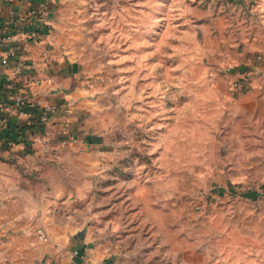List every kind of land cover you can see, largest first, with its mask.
<instances>
[{
  "label": "rangeland",
  "instance_id": "obj_1",
  "mask_svg": "<svg viewBox=\"0 0 264 264\" xmlns=\"http://www.w3.org/2000/svg\"><path fill=\"white\" fill-rule=\"evenodd\" d=\"M118 2L111 12L105 0L89 60L106 121L94 128L118 138L104 181L132 193L182 264H264V103L252 93L264 77L231 66L220 42L224 26L255 32L257 14L222 0Z\"/></svg>",
  "mask_w": 264,
  "mask_h": 264
},
{
  "label": "crops",
  "instance_id": "obj_2",
  "mask_svg": "<svg viewBox=\"0 0 264 264\" xmlns=\"http://www.w3.org/2000/svg\"><path fill=\"white\" fill-rule=\"evenodd\" d=\"M111 2V12L117 11L118 0ZM105 4L0 0L1 30L10 38L0 48V59L8 60L0 65V264H182L135 213L132 193L104 181L118 138L94 128L106 121L99 72L89 60ZM222 7L257 14L255 32L238 25L235 37L224 26L220 42L231 66L245 72L251 66L264 77V0H222ZM109 18L116 26V16ZM252 86L263 104L264 80L254 78ZM19 97L21 111L14 106ZM46 105L59 110L41 125ZM67 130L71 142L61 147Z\"/></svg>",
  "mask_w": 264,
  "mask_h": 264
},
{
  "label": "built area",
  "instance_id": "obj_3",
  "mask_svg": "<svg viewBox=\"0 0 264 264\" xmlns=\"http://www.w3.org/2000/svg\"><path fill=\"white\" fill-rule=\"evenodd\" d=\"M38 13L40 14H45L43 10L39 11ZM1 25H0V48H4L9 42L10 38L9 36L5 35V32L1 30ZM32 31H35L32 29ZM0 65L1 66H8V60L6 58L0 59ZM14 106L16 107L17 110L21 111L23 110L24 106V100L23 98L19 97L15 99ZM57 112V109L52 106V105H46L43 107L40 116H39V123L40 124H46L49 121L50 115L54 114ZM2 143V140L0 138V145ZM39 239L43 242L47 241V237L44 233H39Z\"/></svg>",
  "mask_w": 264,
  "mask_h": 264
}]
</instances>
